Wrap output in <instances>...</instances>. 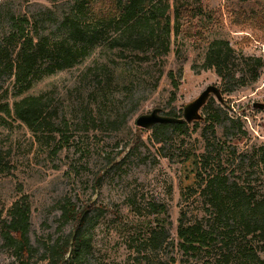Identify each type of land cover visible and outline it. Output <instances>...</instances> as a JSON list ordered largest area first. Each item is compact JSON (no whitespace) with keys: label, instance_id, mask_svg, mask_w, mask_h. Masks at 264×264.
Instances as JSON below:
<instances>
[{"label":"rangeland","instance_id":"1","mask_svg":"<svg viewBox=\"0 0 264 264\" xmlns=\"http://www.w3.org/2000/svg\"><path fill=\"white\" fill-rule=\"evenodd\" d=\"M73 1L0 0V34L12 15H41L45 27L54 25ZM170 3L171 52L156 90L152 88L158 65L139 70L127 54L114 53V64L101 67L97 49L85 64L43 79L31 91L44 94L49 103L52 121L60 130L54 140L46 129H41L37 140L11 120L7 121L12 128H0V146L10 170L0 171V212L6 217L12 203L27 196L31 206L28 236L40 252L71 231L73 220L61 217L64 208L73 217L90 207L79 264H158L171 259L173 264H202L180 251L177 227L182 210L188 220L201 217L200 200L189 197L186 189L194 184L192 161L202 152L204 126L195 128L191 123L182 131L169 130L166 142L157 144L153 131L138 128L136 119L154 109L162 116L174 113L182 118L184 106L207 87L215 86L222 93L223 82L214 70L192 69L204 62L207 44L214 39L228 42L240 63L252 59L246 62L249 69L246 65L233 68L236 78L246 69L257 71L258 79L223 95L230 105L229 117L240 119L243 134L237 124L227 123L212 141H225L227 130L241 137L236 147L246 163L254 149L264 146V0ZM256 59L263 63L260 69ZM127 63L130 72L124 71ZM178 70L182 77L172 101L167 72ZM133 75L142 88L135 86L128 95L121 86ZM3 81L4 88L10 87L9 80ZM201 114L206 116L203 109ZM59 144L63 149L54 153ZM151 203L164 205L165 216H155ZM162 227L168 240L159 252L149 254L146 239L151 230ZM11 253L0 238V264H14Z\"/></svg>","mask_w":264,"mask_h":264},{"label":"trees","instance_id":"2","mask_svg":"<svg viewBox=\"0 0 264 264\" xmlns=\"http://www.w3.org/2000/svg\"><path fill=\"white\" fill-rule=\"evenodd\" d=\"M170 10V0H74L69 12L49 27L44 26L41 15L10 16L7 28L0 34V128H12L7 121L11 120L24 126L37 140L41 129H46L54 140L60 130L52 121L49 103L44 94L34 95L31 91L43 79L85 64L97 49L103 59L101 67L114 64V53L127 54L133 63H138L139 70L158 65L159 75L152 88L156 90L171 52ZM249 60L252 59L240 63L228 42L214 39L207 44L204 62L192 69L214 70L223 82V96L256 83L257 71L242 69L241 77L236 78L233 69L239 65L249 69ZM153 62L156 63L151 66ZM255 62L258 69L263 66L260 59ZM123 66H129L125 72L131 71L130 63ZM181 72H167L173 88L172 101L176 99ZM133 76L121 86L128 95L135 86L142 88V82ZM4 79L9 80L10 87H3ZM203 110L204 120L193 123L195 128L204 126L202 152L192 161L194 184L186 189L189 197L200 200L201 217L188 220L187 213L181 211L179 249L202 264H264V146L254 149L246 163V156L236 147L241 137L229 135L227 130L225 141H212L218 128L227 123L237 124L238 132L243 134L240 119L229 117V103L223 99L216 104L210 98ZM166 116L181 118L174 113ZM188 126L186 122L157 124L151 130L155 143L161 144L166 142L169 130L178 132ZM62 149L59 144L54 153ZM4 170L10 172L0 146V171ZM89 208L73 217L64 208L61 217L67 222L73 220L71 231L40 252L30 243L31 206L27 196H21L9 207L6 217L0 212L1 241L12 251L14 264H79ZM149 208L157 217L166 214L164 205L151 203ZM167 240L164 227L155 228L146 239L145 251L159 252ZM174 262L171 259L170 263L158 264Z\"/></svg>","mask_w":264,"mask_h":264},{"label":"water","instance_id":"3","mask_svg":"<svg viewBox=\"0 0 264 264\" xmlns=\"http://www.w3.org/2000/svg\"><path fill=\"white\" fill-rule=\"evenodd\" d=\"M211 97H215L219 103L223 102L220 89L215 86H209L195 100L184 106L182 118L162 116L159 109H154L151 113L138 117L136 119V126L144 130H150L157 124H176L182 122L191 124L202 122L204 117L201 111Z\"/></svg>","mask_w":264,"mask_h":264}]
</instances>
